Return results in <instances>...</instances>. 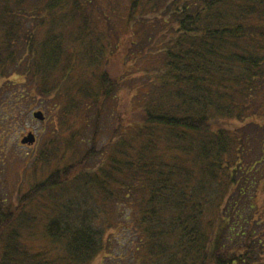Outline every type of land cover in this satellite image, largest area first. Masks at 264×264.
<instances>
[{
    "label": "trees",
    "instance_id": "1",
    "mask_svg": "<svg viewBox=\"0 0 264 264\" xmlns=\"http://www.w3.org/2000/svg\"><path fill=\"white\" fill-rule=\"evenodd\" d=\"M92 4L0 0L1 109L9 106L3 91L16 77L29 88L30 79L31 93L50 101L57 96L54 84L72 79L78 51L90 60L96 44L85 11ZM125 4L132 38L124 50L131 49L137 61L161 57L152 70L153 90L137 97V125H131L137 134L128 139L124 127L115 129L109 159L73 180L92 195L89 206L63 202L55 210L58 219L42 228L61 252L57 262L21 249L27 246L23 232L33 236L35 221L15 213L22 205L7 209L0 197V264H95L114 238L106 239L109 233L97 222L122 195L135 206V264H264V0ZM77 22V31L67 33ZM159 25L164 31L157 36ZM149 28L155 29L147 33ZM99 83L96 94L97 87L84 81L78 94L85 103L111 100L116 84L105 76ZM75 112L70 107L65 120ZM15 118L3 116L0 128ZM223 122L234 123L222 128ZM97 138L86 155L97 154ZM43 145L45 152L53 147L52 153H63L50 140ZM70 172L49 177L46 186L69 181Z\"/></svg>",
    "mask_w": 264,
    "mask_h": 264
},
{
    "label": "rangeland",
    "instance_id": "2",
    "mask_svg": "<svg viewBox=\"0 0 264 264\" xmlns=\"http://www.w3.org/2000/svg\"><path fill=\"white\" fill-rule=\"evenodd\" d=\"M127 6L125 0H93V4L86 8L85 14L96 46L90 60L82 56L83 52L78 51L72 79L64 82L61 77L57 81L59 84H54L57 96L52 100L43 96L36 97V94L31 93L30 88L34 89L31 80L28 79L29 88L22 81L25 79L20 77L12 80L15 85L3 91L2 101H7L9 106L0 108V119L11 114H15L16 118L7 122V128H0V197L6 200V206L9 207L7 209L22 205L16 208L15 213L28 218L29 222L35 221L37 230L33 236H30V232H23L22 243L27 246H21V249L43 256L50 263L59 261L62 256L54 246L51 247V240L45 235L48 232L42 228L47 222L53 223L58 219L55 210L62 209L63 202L79 205L92 200L91 194L79 189L82 181L73 180L80 174L84 175L88 170L86 168H95L109 159L108 155L114 151L112 145L115 137H112V133L119 126L125 128L124 137L127 133L128 139L135 138L137 132L131 125H137V97L149 88L153 90L152 70L159 68L161 64L160 55L137 61L131 49L128 53L124 50V46L132 38L128 34L125 16ZM79 25L77 22L71 29L68 26L67 33L76 32ZM134 29L140 30L137 27ZM152 29L155 28L147 29V33H152ZM163 31L164 26L159 25L157 36ZM134 39L137 43L136 36ZM161 43L162 40H159L158 48L163 47ZM101 48L106 55L99 50ZM90 64H93V69ZM102 76L116 84L111 100L85 103L82 95L78 94L80 87L84 85V81H91L97 87L95 93L99 94ZM37 86L40 88L41 82ZM28 94L31 98L22 99V96ZM70 107H74L76 112L65 120L64 114ZM37 112L43 113L44 121L34 118V113ZM258 116L260 118L261 113ZM232 123L223 122L220 126L230 127ZM3 124L0 123V126ZM64 126L66 127L62 131ZM5 129L9 131V136L1 142L7 134H4ZM118 131L117 136L120 137V130ZM31 133L35 135L36 142L33 145L23 144L22 141ZM97 134V154L88 156L86 153L91 149V141ZM74 135L77 136L75 142ZM49 140L56 148L64 147L61 149L63 153H52L53 147L51 152H45L43 144ZM64 169L71 170L69 181H60L62 184L56 187L46 186L49 177L55 178ZM63 178L64 176L62 180H65ZM259 188V204L264 206V184ZM121 197L116 203L112 201L110 212L97 222V226H104V232L109 233L104 235L106 239L109 240V235L114 238L95 264L137 263L136 247L132 245L137 243V227L132 222L135 206L131 197L127 200ZM107 222L109 225L105 231ZM105 257L108 259L103 260Z\"/></svg>",
    "mask_w": 264,
    "mask_h": 264
},
{
    "label": "water",
    "instance_id": "3",
    "mask_svg": "<svg viewBox=\"0 0 264 264\" xmlns=\"http://www.w3.org/2000/svg\"><path fill=\"white\" fill-rule=\"evenodd\" d=\"M34 118L38 121H44V119H45L43 113H41V112L34 113ZM35 142H36V137L32 133L29 134L28 137H26L22 141L23 144H29V145H33Z\"/></svg>",
    "mask_w": 264,
    "mask_h": 264
}]
</instances>
